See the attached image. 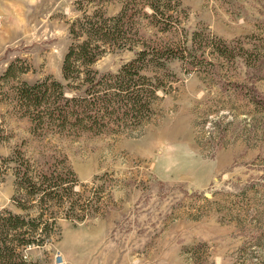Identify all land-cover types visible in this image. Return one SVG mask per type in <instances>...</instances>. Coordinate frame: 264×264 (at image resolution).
<instances>
[{
  "label": "rangeland",
  "instance_id": "obj_1",
  "mask_svg": "<svg viewBox=\"0 0 264 264\" xmlns=\"http://www.w3.org/2000/svg\"><path fill=\"white\" fill-rule=\"evenodd\" d=\"M124 1L0 0V76L14 60L27 67L0 85V212L33 205L15 182L24 159L76 192L75 206L43 208L49 236L23 247L22 259L54 264L59 250L68 264H264V0H180L168 32L143 21L145 38L189 45L199 31L230 52L217 58L203 40L193 69L168 61V76L158 70L166 85L135 128L43 134L15 101L19 81L66 83L71 25L114 16ZM129 39L131 48L105 47L91 72L115 73L130 60L140 45L137 34Z\"/></svg>",
  "mask_w": 264,
  "mask_h": 264
},
{
  "label": "trees",
  "instance_id": "obj_2",
  "mask_svg": "<svg viewBox=\"0 0 264 264\" xmlns=\"http://www.w3.org/2000/svg\"><path fill=\"white\" fill-rule=\"evenodd\" d=\"M123 3L114 16L86 15L71 25L76 40L63 57L61 70L66 83L46 76L33 83L19 81L13 85L15 101L38 132L80 134L135 128L150 116L156 91L166 85L158 70H164L168 76V61L177 59L193 69L201 58L192 51L203 40L217 58L229 56L230 45L205 32L194 31L186 40L189 45L140 34L143 21L162 32L176 28L181 17L180 0H125ZM134 34L138 35L140 45L134 56L115 73L96 77L90 67L105 47L117 43L131 48L129 35ZM17 62L8 64L0 76V85L27 71L22 64L18 69ZM75 81H81L80 85H75ZM24 160L27 165L18 164L14 169L15 182L33 205L16 201V206L25 214L8 209L0 212V264H26L21 249L28 244H41L49 236V223L43 211L49 202L68 208L75 206L69 201L71 195H76L73 183L64 181L60 175L53 176V172L36 176L26 169L30 163ZM69 173L72 171L67 169L65 175ZM29 209H35L36 214H29Z\"/></svg>",
  "mask_w": 264,
  "mask_h": 264
},
{
  "label": "built area",
  "instance_id": "obj_3",
  "mask_svg": "<svg viewBox=\"0 0 264 264\" xmlns=\"http://www.w3.org/2000/svg\"><path fill=\"white\" fill-rule=\"evenodd\" d=\"M54 264H68L59 250L54 253Z\"/></svg>",
  "mask_w": 264,
  "mask_h": 264
}]
</instances>
